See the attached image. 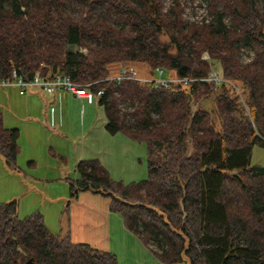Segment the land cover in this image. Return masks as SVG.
Listing matches in <instances>:
<instances>
[{
	"label": "trees",
	"instance_id": "trees-1",
	"mask_svg": "<svg viewBox=\"0 0 264 264\" xmlns=\"http://www.w3.org/2000/svg\"><path fill=\"white\" fill-rule=\"evenodd\" d=\"M258 1L264 7V0H206L210 20L189 23L180 0L167 10L162 0H0V78L15 70L30 79L39 71L86 83L109 76L121 62L141 61L151 74L161 67L175 77H204L214 67L240 86L242 99L227 83L154 87L123 79L95 86L104 87L97 105L105 129L145 144L147 176L124 183L97 158L81 159L69 198L86 190L109 197L110 210L159 264H264V167L250 163L253 147H264V9ZM240 47L253 50L250 61H240ZM18 134L3 127L0 116V154L14 168ZM28 259L118 264L111 251L74 242L67 231L50 232L39 212L19 217L15 200L2 202L0 264Z\"/></svg>",
	"mask_w": 264,
	"mask_h": 264
},
{
	"label": "rangeland",
	"instance_id": "rangeland-1",
	"mask_svg": "<svg viewBox=\"0 0 264 264\" xmlns=\"http://www.w3.org/2000/svg\"><path fill=\"white\" fill-rule=\"evenodd\" d=\"M173 1L162 0L163 10H167ZM180 1L184 2L182 17L187 22L200 23L210 20L211 15L206 12V0ZM258 5L264 9L262 2L258 1ZM77 13L76 10L73 11L74 16ZM238 55L242 63L248 62L250 53L247 49L241 52L239 49ZM129 65L140 76L149 78L154 75L144 62L136 61ZM165 75L170 76L166 71ZM25 97L26 95H20L16 87H0V116L3 127L17 128L19 131V151L15 168L7 165L5 157L0 154V203L15 200L19 217L39 212L43 216L44 224L52 233L69 232L70 226L73 241L113 252L118 264H159L154 252L139 239L130 240V235L122 226V216L109 208V197L97 193L96 196L100 198L98 202L92 197L87 199L82 195L79 199L69 198V181L78 176L75 169L77 161L92 156L91 151L99 150L105 144L99 137L98 146H94L89 139L93 134L86 133L85 136L82 131L90 130L92 125L96 124V131L98 130V126L103 123V109L95 102L91 105L85 104L84 111V106L81 108V104L74 102L68 106L66 114L62 115L61 109L58 121L54 123L46 113L40 111L41 108H34L24 102ZM35 100L41 101V98L35 96L33 101ZM121 107L123 110H129L126 103H122ZM84 112L86 120L83 124ZM93 121L94 124L91 123ZM91 131L93 132V129ZM106 136L113 138V135ZM121 136L124 137L123 134ZM136 144L138 145L133 151L134 156L125 158L123 155L122 161L115 163V170L107 168L111 177L124 183L146 178V147L144 143ZM115 145L117 147L121 144L116 141ZM121 147L124 149L126 146L122 144ZM250 163L264 167V147H253ZM103 200L106 201L105 211L109 208L110 216L101 210ZM150 245L156 251L161 249L158 242L152 241ZM168 264L188 262L183 259Z\"/></svg>",
	"mask_w": 264,
	"mask_h": 264
},
{
	"label": "built area",
	"instance_id": "built-area-1",
	"mask_svg": "<svg viewBox=\"0 0 264 264\" xmlns=\"http://www.w3.org/2000/svg\"><path fill=\"white\" fill-rule=\"evenodd\" d=\"M184 4V2H183ZM243 49H247L250 53L248 61L253 57V50L240 47V52ZM81 51L86 52L84 48H80ZM245 54V53H244ZM205 60H209L210 57L207 52H204L201 56ZM247 62V61H246ZM123 79L139 81L141 83L151 84L152 86H164L167 87L172 82L189 83L192 81L211 82L214 86H218L221 83L229 84L237 95L242 99L241 88L239 85L222 77L216 68L212 67L210 71L204 77H175L165 75V70L161 67H157L154 70V75L149 78H145L137 74V71L129 64L121 62L111 74L103 79H97L86 83H79L73 81L67 74H55L52 77L43 76L39 71H36L30 79H24L21 75L17 74L13 70L10 77L0 78V87L13 86L16 87L20 94L25 93L29 88L36 87L48 94H54L59 90L66 91L78 98L93 99L97 103L100 96L104 93V87L95 88V86L104 80H116L119 83ZM243 101V100H242ZM122 104V103H121ZM120 104V106H121ZM122 108V107H121ZM123 110V108H122Z\"/></svg>",
	"mask_w": 264,
	"mask_h": 264
},
{
	"label": "crops",
	"instance_id": "crops-1",
	"mask_svg": "<svg viewBox=\"0 0 264 264\" xmlns=\"http://www.w3.org/2000/svg\"><path fill=\"white\" fill-rule=\"evenodd\" d=\"M20 95H26V97L23 99L24 102L26 101L28 104H31V106L34 108H37V107L41 108L40 111L46 113V115H48L50 120L54 123H56L58 121V118H59L58 114H60L61 109H62V115L66 114L68 112V106L73 105L74 102L77 105L81 104V106H82L81 108H83V106H84V111H85V104L91 105L92 103H95V100H93V99L90 100L88 98H78V97H75L72 94H70L66 91H63V90H59V91L55 92L54 94H48V93L44 92L43 90L36 88V87L29 88L25 93L20 94ZM35 96L40 97L41 101H36V100L33 101V97H35ZM38 102H39V105H38ZM33 104H35V106H33ZM54 106H56V107H54ZM99 107L102 108L101 106H99ZM81 112H83L82 109H81ZM53 113H54V115L56 114L57 116H54ZM103 114H104V111H103ZM103 117H104L103 123L101 126H98L97 131H96V125L97 124L92 125V128L90 130H88V129L82 130L84 132L85 136H86V133H92L93 134V135H90L89 139L91 140V142L94 146H98L97 138H99V137H101L103 139V141L105 142V144L99 150L91 151L93 153V155L86 158V159L97 158L102 163V165L104 167L111 169V170H115L114 169L115 163L116 162L119 163V161H122L123 155L125 158L126 157L129 158V156L133 155V151L137 149L138 144H136L137 141L130 139L129 137H127L124 134L123 135L125 138L123 136H121L122 133H120V132H117L114 134L109 133L105 129V123H106L105 114ZM82 119H83V124H84L85 120H86V113L85 112H84ZM94 122L95 121H93L91 123L94 124ZM92 129H93V132H96L95 134L91 131ZM107 134L113 135L112 136L113 138L106 136ZM116 141H118L121 145H118L116 147V145H115ZM122 144H124L126 146V147H124V149L121 147ZM88 191L89 190L82 191V194H81V192H79L76 199H79L81 197L80 195H82L84 198H87V199L92 197L94 200H97V202H98L100 198H98L99 196H96L97 193L93 192V191L92 192H88ZM103 203L104 204L102 205L103 207L101 210L105 214L110 216L111 214H110L109 208H108L109 212L105 211V210H107V207H105L106 201L104 202V200H103ZM122 226L124 227V229H126L124 225H122ZM126 233H128V235H130V236H128V237H131L130 240H132V239L134 240L136 238L139 239L135 234H133L132 232H130L127 229H126ZM69 234L72 237V230L70 229V226H69Z\"/></svg>",
	"mask_w": 264,
	"mask_h": 264
},
{
	"label": "water",
	"instance_id": "water-1",
	"mask_svg": "<svg viewBox=\"0 0 264 264\" xmlns=\"http://www.w3.org/2000/svg\"><path fill=\"white\" fill-rule=\"evenodd\" d=\"M150 8H151V12L153 13L154 12V9H153V5L152 4H150ZM189 101H190V99H189ZM196 110H197L196 104L191 103V117H193L195 115ZM189 151L191 152V149ZM232 174H234V175L237 174V170H233L232 171ZM183 215H185L184 211H183ZM18 249L23 253V251L19 247H18ZM31 260L32 259H28L26 261V264H30Z\"/></svg>",
	"mask_w": 264,
	"mask_h": 264
}]
</instances>
